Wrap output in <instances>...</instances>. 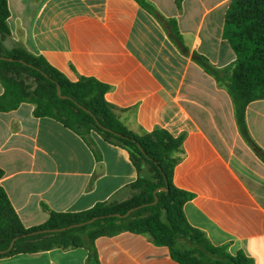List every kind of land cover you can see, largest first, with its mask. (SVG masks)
Here are the masks:
<instances>
[{
  "label": "crops",
  "instance_id": "crops-1",
  "mask_svg": "<svg viewBox=\"0 0 264 264\" xmlns=\"http://www.w3.org/2000/svg\"><path fill=\"white\" fill-rule=\"evenodd\" d=\"M8 43L43 57L68 80L108 85L105 100L136 134L163 129L183 136L173 169L176 188L193 195L188 222L216 246L264 264V163L241 136L233 102L193 59L218 69L235 54L223 38L231 0H6ZM3 88L0 84V96ZM21 103L0 112V187L26 228L49 211L75 213L123 201L138 172L128 152L91 132L87 141ZM245 123L264 151V99L249 103ZM98 264H178L143 234L94 241ZM0 264H88L85 248H53L0 258Z\"/></svg>",
  "mask_w": 264,
  "mask_h": 264
},
{
  "label": "trees",
  "instance_id": "trees-1",
  "mask_svg": "<svg viewBox=\"0 0 264 264\" xmlns=\"http://www.w3.org/2000/svg\"><path fill=\"white\" fill-rule=\"evenodd\" d=\"M135 1L164 22L146 0ZM8 17L7 1L0 0V84L3 88L0 112L30 103L37 118L55 119L86 141L95 132L105 142L125 149L136 170L145 169L148 175L138 177L129 186L131 194L123 201L97 203L75 213L49 211L44 224L30 228L21 223L0 187V251L16 238L12 249L0 254V258L53 248H85L88 264H98L94 241L102 236L130 232L146 235L154 245L167 247L171 259L178 264H253L242 252L233 255L226 245H213L201 230L188 222L183 206L193 195L176 188L172 181L173 169L181 159L183 136L173 137L163 129L136 134L121 122L116 108L105 100L108 85L88 77L70 81L41 56L22 47L4 49L3 41L10 37ZM223 38L235 54L230 67L218 69L197 53L192 54V59L226 89L241 136L264 163V151L252 140L245 123L246 106L264 99V0H231L224 17ZM56 85L66 99L58 96ZM158 188L164 189L156 193L154 203V191ZM130 209L134 210L126 217L112 216L124 215ZM92 218L97 219L85 226L33 234Z\"/></svg>",
  "mask_w": 264,
  "mask_h": 264
},
{
  "label": "water",
  "instance_id": "water-1",
  "mask_svg": "<svg viewBox=\"0 0 264 264\" xmlns=\"http://www.w3.org/2000/svg\"><path fill=\"white\" fill-rule=\"evenodd\" d=\"M3 59H6L8 60V58H3ZM56 90H57V94L60 98H63V99H66L67 97L66 96H62L59 92V86L56 85ZM164 188H158L154 191V196H155V200H154V203L157 201V197H156V193L160 190H163ZM136 209V208H134ZM134 209H130L129 211H127V213H125L124 215H120V214H113L112 216H116V217H126L127 215H129L130 212H132ZM97 218H92L88 221H85V222H82V223H78V224H74V225H70V226H67V227H63V228H58V229H49V230H43V231H38V232H35L33 234H36V233H42V232H61V231H65V230H69V229H72V228H77V227H81V226H85V225H88L92 222H94ZM16 238H13L11 243L9 244V246L5 249V250H1L0 251V254H5L7 253L9 250L12 249L13 247V244L15 242Z\"/></svg>",
  "mask_w": 264,
  "mask_h": 264
},
{
  "label": "rangeland",
  "instance_id": "rangeland-1",
  "mask_svg": "<svg viewBox=\"0 0 264 264\" xmlns=\"http://www.w3.org/2000/svg\"><path fill=\"white\" fill-rule=\"evenodd\" d=\"M3 47H4V49H6V50H12V49H14V48H18V47H22L21 45H18V44H16V45H14V44H10V43H8V39H6L5 41H3ZM23 48V47H22ZM246 142V141H245ZM247 143V142H246ZM248 144V143H247ZM249 146V145H248ZM250 147V146H249ZM251 148V147H250ZM251 150H252V148H251ZM253 151V150H252ZM253 153H254V151H253ZM255 154V153H254ZM256 155V154H255ZM257 157V156H256ZM258 158V157H257ZM259 159V158H258ZM260 160V159H259ZM261 161V160H260Z\"/></svg>",
  "mask_w": 264,
  "mask_h": 264
}]
</instances>
